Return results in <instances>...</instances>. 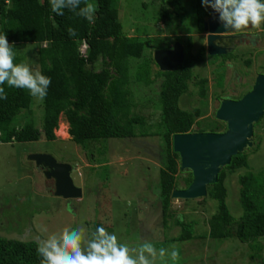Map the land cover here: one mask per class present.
<instances>
[{
  "label": "trees",
  "instance_id": "16d2710c",
  "mask_svg": "<svg viewBox=\"0 0 264 264\" xmlns=\"http://www.w3.org/2000/svg\"><path fill=\"white\" fill-rule=\"evenodd\" d=\"M152 1L159 6L158 15L151 21L153 28H158V22L164 28L178 24L183 27L184 38L127 36L119 21L117 0H81L80 7L85 3L98 7L94 23L77 15L79 9L65 8L62 16L55 14L50 0H10V4L8 0H0V33H5L14 46L15 58L24 63L23 53L17 55L16 48L32 44L33 48L37 47V64L32 70L51 78L47 96L41 103V128H36L29 119L33 106L29 91L9 87L6 83L2 85L7 99H0V144L39 139L55 141L54 131L61 115L68 123L71 140L87 153L90 163H100L105 158V154H98L102 150L101 141L158 136L162 154L158 193L161 215L168 218L172 216L170 195L178 189L177 174L181 171L179 156L172 148V137L193 132L195 124L198 129L194 132L199 133L219 132L220 126L215 123L217 121L202 126L197 122L201 116L199 108L185 110L178 104L180 97L188 93L189 82L194 78L193 69L205 62L204 46L192 51L193 35L203 33V24L209 18L211 8L203 6L201 0ZM141 10H148L146 3H142L138 12ZM69 28L76 30V36L68 34ZM261 29L264 31V24ZM173 42L182 45L183 60L175 71L162 72L153 60V52L168 49ZM83 47L86 48L85 55L80 53ZM213 58H221L218 63L221 70H217L220 85L224 61L233 56L226 53L211 57L215 61ZM246 63L250 64V61ZM153 65L157 68L155 72ZM157 79L160 83L156 104L160 116L155 131L151 132V127L144 128V117L133 112L136 107L133 85L154 91L151 85ZM194 85L198 87L200 98H205L207 79L201 78ZM217 99L222 98L218 95ZM259 146V139L253 136L251 147L232 156L229 164L220 170L217 181L207 185V196L216 201L215 214L208 220L210 238L234 237L248 243L264 236V167L256 171L248 162ZM242 169V173L235 175L243 214L234 220L226 205L225 180ZM182 180L187 187L192 180L191 173L187 171ZM177 224L182 232L179 239H190L192 225L188 224V228L186 223ZM36 249L35 241L0 238V264H41Z\"/></svg>",
  "mask_w": 264,
  "mask_h": 264
},
{
  "label": "rangeland",
  "instance_id": "374dc122",
  "mask_svg": "<svg viewBox=\"0 0 264 264\" xmlns=\"http://www.w3.org/2000/svg\"><path fill=\"white\" fill-rule=\"evenodd\" d=\"M117 1L119 21L127 36H162L171 39L186 36L183 27L178 24L164 28L158 22V28H153L151 21L158 15L159 6L152 4V0ZM142 3H146L148 10L138 12ZM240 31L247 34L248 39L236 46L233 58L222 66L221 84L217 81V70H221L218 64L220 60L213 58V61L207 55L205 62L193 69L194 78L189 82L188 93L181 96L178 102L179 107L185 110L199 108L201 116L197 122L202 126L217 121L215 123L220 126L219 132H223L225 127L222 122L215 120L219 106L217 96L220 95L222 99L242 97L251 89L255 76L264 74V31L261 26H249ZM193 36L192 51L196 52L199 46H205L204 35ZM32 46L27 44L16 48V54L23 53L24 64L31 69L37 64V47ZM247 60L250 64L246 63ZM14 62L22 63L16 58ZM152 70L155 72L157 68L153 65ZM201 78L207 79L206 97L203 99L194 85ZM159 83L160 79H157L151 85L154 91L133 85L136 103L133 112L144 117V128L151 127V132L155 131L160 116L156 104ZM32 102L29 119L36 128H41L42 102L35 97ZM197 129L195 124L192 130ZM54 135L56 139L51 142L39 139L0 144V238L37 242L36 238L46 239L52 234L59 236L65 228L71 230L82 227L86 239H91L97 227H104L130 249H138L141 243L151 242L157 249L156 264H264V236L248 243H242L234 237H209L208 220L215 214L216 201L207 194L196 200L172 199L169 208L172 216L164 218L161 215L158 173L162 154L158 136L101 141L102 150L98 154H105V158L100 163H90L87 153L71 140L68 123L63 115L59 117ZM253 136L259 139L260 146L248 158V162L254 170L259 171L264 167V115L255 124ZM34 154H47L59 163L69 164L72 168L70 176L73 184L81 189V197L64 200L54 196L53 181L47 180L29 159ZM186 172L177 174L178 189L186 188L182 180ZM242 172L243 169L225 180L226 205L234 220L243 214L235 175ZM177 222L186 223L188 228V224L192 225L190 239H179L182 232ZM161 248L167 250L164 258L159 257ZM173 250L178 253L176 260L170 256ZM130 254L135 257L136 252L131 251Z\"/></svg>",
  "mask_w": 264,
  "mask_h": 264
},
{
  "label": "water",
  "instance_id": "95a60500",
  "mask_svg": "<svg viewBox=\"0 0 264 264\" xmlns=\"http://www.w3.org/2000/svg\"><path fill=\"white\" fill-rule=\"evenodd\" d=\"M203 31L207 33L206 47L210 56L226 54L233 45L236 31L224 29L213 9L203 24ZM153 60L160 71H175L183 60V47L176 42L171 49L155 50ZM263 115L264 74H258L251 89L240 99L220 100L215 119L225 124L223 132L175 134L172 148L179 156V169L189 171L192 180L188 187L173 190L170 198L183 201L204 198L207 185L217 181L220 170L229 164L231 157L251 147L254 124ZM29 159L47 180L53 181L54 196L64 200L81 197V189L73 184L70 176L69 164L59 163L47 154H34Z\"/></svg>",
  "mask_w": 264,
  "mask_h": 264
},
{
  "label": "clouds",
  "instance_id": "9594fccd",
  "mask_svg": "<svg viewBox=\"0 0 264 264\" xmlns=\"http://www.w3.org/2000/svg\"><path fill=\"white\" fill-rule=\"evenodd\" d=\"M8 2L10 4V0ZM201 2L203 6L210 7L218 14V20L224 29L237 32L249 26L259 28L264 24V0H201ZM50 4L52 11L57 15L62 16L65 8L73 11L79 9L77 15L84 17L89 23L95 22V13L98 10L96 5L85 3L80 7L81 0H50ZM68 34L76 36V30L69 28ZM205 35L207 37V33ZM85 50V47L81 48L80 53L85 55ZM14 60V46L9 43L5 33H0V99H7L5 89L2 87L6 83L9 87L27 89L31 96L42 102L47 96L51 78L38 70L34 72L27 64L15 63ZM36 240V250L41 257V264H156L157 259V249L151 242L146 241L141 243L138 249H130L104 227H97L91 239H86L84 228L77 227L71 230L65 228L59 236L52 234L46 239ZM131 251L136 252L135 257L130 254ZM166 255V249H159L160 258ZM170 256L173 260L178 259L175 250Z\"/></svg>",
  "mask_w": 264,
  "mask_h": 264
},
{
  "label": "flooded vegetation",
  "instance_id": "af4514ba",
  "mask_svg": "<svg viewBox=\"0 0 264 264\" xmlns=\"http://www.w3.org/2000/svg\"><path fill=\"white\" fill-rule=\"evenodd\" d=\"M203 35H204V43H206V35H205V33H203ZM246 35L247 34H244V33H241V31H237L235 34H234V36H235V38H234V40H233V45L231 46V48L230 47H228V48H230V50L229 49H227V53H233V51H234V49L236 48V46L237 45H239V44H242V42H244V40H246ZM248 39V38H247ZM173 46V45H172ZM205 47V51H206V49H207V47H206V45L204 46ZM172 47H170V48H168V49H171ZM208 54V53H207ZM208 56H210V55H208ZM210 57H214V56H210ZM218 60H220L221 61V58H219ZM220 61H218V63L220 62ZM227 60H225L224 61V63L226 62ZM250 90V89H249ZM241 97H239V98H235V99H231V100H238V99H240ZM220 102V101H219ZM39 170H41V169H39ZM188 187V186H187Z\"/></svg>",
  "mask_w": 264,
  "mask_h": 264
}]
</instances>
